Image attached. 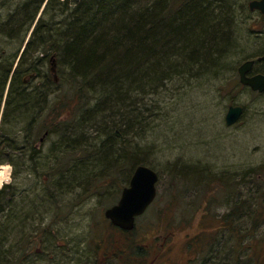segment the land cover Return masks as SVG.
<instances>
[{
  "label": "rangeland",
  "instance_id": "obj_1",
  "mask_svg": "<svg viewBox=\"0 0 264 264\" xmlns=\"http://www.w3.org/2000/svg\"><path fill=\"white\" fill-rule=\"evenodd\" d=\"M157 1L140 0L133 5V12L141 14ZM193 1H178L176 6L181 9ZM250 1L213 0L214 5L220 2L232 9L224 29H232L236 35L234 40L229 37V54L222 55L224 60L216 66L168 80L164 77L155 85L143 82L140 89L126 93L128 101L120 114L128 115L129 126L120 127L119 118L113 124L129 144H123V153L116 150V157L118 161L134 158L159 175L156 200L137 219L133 232L124 235L105 218V211L118 203L129 186L136 166L121 159L115 167L113 157L112 162L97 166L105 140L117 149L122 144L113 133L110 140L105 136L97 117L117 114L122 107L109 103L110 98L94 87V81L89 85V80H81L86 92L84 106L69 117L66 137L45 135L35 143L43 155L50 156L65 143L58 153L51 159L33 158L31 145H27L25 151L30 152L27 158L23 156L22 164L37 163V170L23 166L14 174L12 164L0 166L9 172L0 190L9 187L11 200L8 215L0 216V235L1 226H11L9 221L16 228L6 238L10 263L23 255L26 264H264V216L259 213V220L255 218V213L264 209V94L242 86L238 74L244 62L264 55V16L250 12ZM48 2L0 0V32H12L8 37L0 33L2 61L16 56L18 65ZM174 2L167 0L165 12ZM158 5L155 8L159 10ZM72 7L74 3L63 13L54 10L55 17H45L41 28L45 34L63 27L62 20ZM55 57L50 54L39 65L43 81L32 74L26 76V82L40 88L49 81L47 71L57 79L61 72L57 61L53 62ZM61 62L65 65L62 72L69 74L66 63ZM0 66L4 68V64ZM254 70L263 72L264 65L258 63ZM9 86L10 82L0 101V126ZM59 89L48 96L46 109L52 111L57 106ZM231 106H241L244 112L235 125L227 126L225 118ZM74 152L78 153L75 157ZM80 167L89 172L76 184L71 175ZM226 215L231 216L227 224ZM16 217H20L19 223L13 220ZM24 238L29 243L21 247Z\"/></svg>",
  "mask_w": 264,
  "mask_h": 264
},
{
  "label": "trees",
  "instance_id": "obj_2",
  "mask_svg": "<svg viewBox=\"0 0 264 264\" xmlns=\"http://www.w3.org/2000/svg\"><path fill=\"white\" fill-rule=\"evenodd\" d=\"M139 1L49 0L44 17H41L38 27L33 30L17 67L14 69L16 56L13 60L6 58L0 61V65L4 64V68L0 66V69L2 68L0 70V101L10 82L0 126V166L6 162L12 164L14 174H17L23 166L24 169L37 170V163L27 167L22 164L23 156L27 158L30 152V150L25 151L27 145H31L33 158L51 159L56 152H59V147L65 143L59 144L56 150L53 149L51 156L43 155V151L38 150L35 143L41 142L45 135L46 137L61 135L62 139L64 138V132L71 125L69 117H73L74 112L84 106L86 92L84 87L80 86L81 80H89V85L94 81V87L102 91L103 96L110 98L109 103L113 102L115 107H122L119 111L116 110L117 114L111 112L113 115L109 117H97L99 123L102 122L101 128L105 136H108L110 140L113 133L114 137H118L122 143L121 149H117L116 144H107L105 140L100 149L101 152L103 151L99 154L101 159L96 161L97 166H102L106 161L112 162V157L117 163L115 167L122 160L130 161L136 167L142 165L134 158L121 157L122 160L118 161L116 157L117 152L123 153V144H129L121 137L118 126L113 124L119 118L120 127L129 126L128 115L120 114V111L125 108L123 104L127 100L125 97L128 92H132L134 88L140 89L138 86H141L143 82H147L145 86L155 85L164 77L168 80L175 76L190 75L199 68L204 70L216 66L221 59L224 60L223 56L227 57L229 54L227 50V43L231 42L229 37H233L234 40L236 35L232 29H224L225 19L232 9L230 6L221 5L220 2L214 5L213 0H194L191 5L183 2L185 5L179 9L180 6L177 7L176 4L178 1L181 3L182 0H176L177 2H174L165 12L167 0H158L161 11L155 8L157 5L155 3L141 14L134 13L133 5ZM73 3L74 7L68 9L66 17L62 20L63 22L61 21L64 26L60 28L52 26L51 28L56 27V30L49 29L45 34V29H41L45 25L44 18L53 14L54 10H62L63 13L64 9L67 10ZM54 17H51L52 20ZM7 30L9 31L4 29V32L0 33L4 34V37L11 36L12 32L5 33ZM50 54L56 56L55 60L59 64L58 71L61 75L56 79L47 71L45 74H49L48 82L42 83L40 88L30 86L29 82H26L28 75L35 74L41 81L45 79L39 65ZM61 61L66 63L69 74L62 72L65 65L62 66ZM125 86L128 87L125 89ZM58 87H60L59 101L50 111L44 105L47 104L48 96L52 92L55 93ZM87 87L90 88L88 84ZM122 92L124 94H121ZM108 118H111L109 119L111 123H108ZM20 130L21 133L18 132ZM20 137L23 138L21 143L18 141ZM67 140L70 142V139ZM19 144H22L21 147ZM120 153L118 156L121 155ZM77 154L74 152V157ZM17 155L20 158L16 160ZM34 161L33 159L32 162ZM56 170L59 171L60 168ZM88 172L87 168L80 167V170L71 175L74 176L71 179L72 182L80 181ZM8 189L9 187L0 190V216L4 215V217L8 215L11 202ZM259 213L264 216V209L255 213L257 214L255 218L258 220ZM230 215L225 217L226 224ZM19 219L20 217H16L13 220L19 223ZM9 224L11 226H1L3 234L0 235V264H26L23 255L15 257L11 263L7 258L9 242L7 243L6 238L14 232L15 228L10 221ZM16 227H18L17 224ZM28 243L29 239L24 238L19 246H26Z\"/></svg>",
  "mask_w": 264,
  "mask_h": 264
},
{
  "label": "water",
  "instance_id": "obj_3",
  "mask_svg": "<svg viewBox=\"0 0 264 264\" xmlns=\"http://www.w3.org/2000/svg\"><path fill=\"white\" fill-rule=\"evenodd\" d=\"M250 10H259L264 14V0H254L249 4ZM264 62V56L260 58ZM254 67V61L249 60L239 67L240 82L253 91L264 93V75L249 77ZM54 71V69H53ZM243 115V108L231 106L226 115V125H235ZM159 176L152 168L140 165L134 170L130 185L124 188L122 196L115 206L105 211V217L112 225L124 231L135 228L136 219L147 211L157 196Z\"/></svg>",
  "mask_w": 264,
  "mask_h": 264
},
{
  "label": "bare ground",
  "instance_id": "obj_4",
  "mask_svg": "<svg viewBox=\"0 0 264 264\" xmlns=\"http://www.w3.org/2000/svg\"><path fill=\"white\" fill-rule=\"evenodd\" d=\"M35 18V17H34ZM40 19H41V17H40ZM39 18H38V20H40ZM31 21H33L32 23H34V19L33 20H31ZM38 23H39V21H38ZM0 61H1V59H0ZM244 112V111H243ZM4 170H7L6 168H2L1 170H0V185L4 182V181H7L8 180V178H9V172H4Z\"/></svg>",
  "mask_w": 264,
  "mask_h": 264
},
{
  "label": "flooded vegetation",
  "instance_id": "obj_5",
  "mask_svg": "<svg viewBox=\"0 0 264 264\" xmlns=\"http://www.w3.org/2000/svg\"><path fill=\"white\" fill-rule=\"evenodd\" d=\"M260 64H264V63H260ZM256 65V64H255ZM260 74V73H259ZM261 74H264V71L261 73ZM253 75H256V74H253V73H251L249 76H253ZM109 225H111L110 223H109ZM112 226V225H111ZM113 227V226H112ZM113 228H115V227H113ZM121 231V230H120ZM123 233H124V235H127L128 233H131V232H124V231H122Z\"/></svg>",
  "mask_w": 264,
  "mask_h": 264
}]
</instances>
